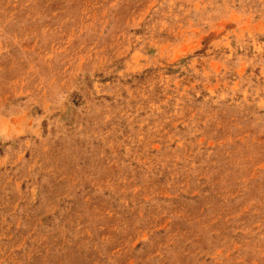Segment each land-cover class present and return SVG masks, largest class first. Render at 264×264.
<instances>
[{
    "label": "rangeland",
    "instance_id": "obj_1",
    "mask_svg": "<svg viewBox=\"0 0 264 264\" xmlns=\"http://www.w3.org/2000/svg\"><path fill=\"white\" fill-rule=\"evenodd\" d=\"M0 264H264V0H0Z\"/></svg>",
    "mask_w": 264,
    "mask_h": 264
}]
</instances>
